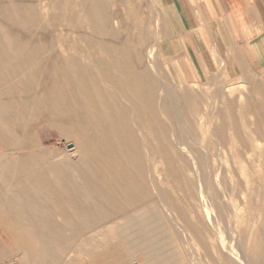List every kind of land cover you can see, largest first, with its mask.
<instances>
[{
    "label": "bare ground",
    "instance_id": "1",
    "mask_svg": "<svg viewBox=\"0 0 264 264\" xmlns=\"http://www.w3.org/2000/svg\"><path fill=\"white\" fill-rule=\"evenodd\" d=\"M25 1L27 0H17L18 5L13 6L14 9L8 7L5 11L1 10L0 12V35L7 39V41H0V45H2L0 48L1 64L2 67L7 68L8 75L13 69L26 67L23 65L36 68L40 63L43 64L42 67L48 68V72H46V76L39 72V77L38 68L35 71L31 69V72H25L23 78H16L17 81H14L13 84L5 85L0 80V87L2 86L0 102H3L6 107L4 119L17 130L28 122L30 123V120L36 119L38 122L44 120L50 125L60 128L61 134H64L66 139L72 140L75 146L74 148L70 147L71 149L62 154L49 148L39 147L38 144L36 149H32L31 147L34 148L35 145L31 144L30 140L27 143L28 134L26 137L16 136L15 132H11L16 129L7 126L4 134L0 132V201L10 210L12 216L19 217L27 214L28 217L38 218L46 212L49 214L53 212L60 216L73 217L75 228L85 229L89 218L107 216L106 214L111 211L118 213L123 209L121 206H115L108 208L107 212L100 213L99 206L103 208L105 204L109 206V204L121 202L129 208L137 203L147 204L150 199H153V203L147 206L143 213L150 214L151 206L156 204L158 210L166 213L165 215L169 218L171 217L176 225L180 224L185 227L188 235L184 236L183 234V239L189 252L193 254L194 261L196 260L195 264H222L215 249H210L208 228L204 224L198 226L190 224L191 219L188 221L189 217L193 215H201L202 207L196 206L193 202L196 198L194 190L185 189L191 185H197L200 180L196 181L198 177L195 178L196 176L194 177L180 164L176 152L167 141V125L170 122L174 129L177 128L180 132L186 129L189 132L203 133V125L211 124L212 134L209 138L215 140L219 150L224 152L223 143L228 142V147L233 148V143L237 140V125L234 120L239 116L236 115L238 116L236 119L232 116V108L237 107L234 99L236 98L238 106L242 107L245 93L230 90L225 93L226 95L223 93L227 97L226 106L223 109L215 110L213 114H206L204 122L197 124L194 119L173 118V110L189 117H195L198 107L196 96L187 93L188 91L177 97H174L173 93L175 104L172 106L174 109L155 97L156 93L153 88L157 77L155 71L157 67H154V59H152L154 55L150 56L149 52L147 53L145 48L141 47L144 36L145 41L142 44L145 45L143 46L146 47L149 43L153 29H151L152 25L148 24L150 22L147 23L148 28L143 27L142 18L147 12L142 11L141 7V10L133 9V0H121L130 4V8H127L129 10L125 14V20L122 21L119 17L112 25H105V33L100 34L98 38L92 34L88 35L83 41L86 45L84 47V44L76 40L75 36L57 35L56 22L51 26L53 35L49 36L47 35L49 27L42 22L33 23L26 20L25 17H20L19 13L21 12L18 8ZM119 1L116 0L117 3L114 2V4L117 6ZM99 3L102 4L101 0ZM104 3L106 4V2ZM94 9L97 14L103 16L102 14L107 8L103 11L97 5ZM11 10L14 14H11ZM84 13L86 14V12ZM116 15H119V11L116 12ZM64 20L66 22V19ZM43 32L45 37L42 38L41 33ZM11 52L14 54H10ZM22 58L24 61L19 60ZM152 73L155 75L153 76ZM159 86L158 84V89ZM163 94L161 93V95ZM169 96L171 97V95ZM213 105L215 106V104ZM234 106L236 107L234 108ZM239 114L241 115V113ZM29 128H26V131H29ZM228 130L233 133L231 136L225 137L224 133ZM244 140L246 141V139ZM207 141L209 140L197 142L198 146L202 148H200L201 152L204 148H208ZM16 142L21 143L18 145ZM241 151L239 150V156ZM192 159L196 166H202L201 156L194 157L192 155ZM208 159L210 160V158ZM226 159L231 161L229 157ZM210 164L214 165V162H210ZM220 167L214 168V176L217 187L219 186L221 189L218 190L219 196L224 197L229 190H227V175L221 171ZM233 174L235 175V173ZM185 186L187 187L185 188ZM231 192L233 193V190ZM206 194L205 201L199 199V204L203 205L205 202L207 204L206 212L209 211L211 214L209 219L218 221V218L224 213L220 199L214 189L206 190ZM170 211H174L175 216L170 215ZM248 216L250 217V215ZM254 217L257 221L258 217L255 215ZM193 218L195 217L193 216ZM198 223L200 222L198 221ZM252 228L247 229L249 230L247 233L248 242H246L248 243L246 253L248 264H253L251 263L252 255L259 258L257 245L260 238L257 239L253 236L255 233L257 234V229H254V226ZM181 229L183 230V228ZM250 238H254L253 241ZM197 250H200L199 256ZM211 250L212 254H210Z\"/></svg>",
    "mask_w": 264,
    "mask_h": 264
},
{
    "label": "rangeland",
    "instance_id": "2",
    "mask_svg": "<svg viewBox=\"0 0 264 264\" xmlns=\"http://www.w3.org/2000/svg\"><path fill=\"white\" fill-rule=\"evenodd\" d=\"M103 1L106 2L107 5ZM115 1L116 0H101V4L99 3L100 0H27L25 1V3L19 6L18 9L21 12L19 13L20 17H25L26 20L28 19L33 23L42 22V24H45L47 27H49V32L47 33V35H53L51 26L56 22L58 27L57 35L69 37L75 36L76 40L83 43L84 39L87 38L88 35L92 34L95 38H98L100 34H104L106 31V27L104 26L107 24L112 25L117 21L119 17H121L119 18L120 20H125V14L129 10L127 8H130V4L128 5L127 3H124L120 0L117 7L114 4ZM133 2V9L136 8L138 10V8L140 9L141 7L142 11H145V13L147 12V14H145L142 18V23L145 25H143V27L148 28L152 25L151 29H153V32L151 34L152 37L149 40V43H147L146 47L143 46L145 44H142L145 41V36L143 38L144 40L141 38V47L145 48L147 53L149 52L150 56L154 55L152 56V59H156L155 61L153 60L155 65L154 67H157L155 69V71L157 72V77L156 82H154L153 88L154 93H156L155 97H157L158 100L160 99V102H166L168 104L167 106L170 105L169 107L171 108V106L175 104L173 98L179 96L185 91H188L187 93H191L192 95L196 96L198 107L195 117H189L186 114L184 115L173 110V118L176 117V119L180 120L183 117H185L187 120L194 119L196 120L197 124L199 122H204L206 114H213L215 110L223 109L226 106L227 97H225L223 93L225 94L229 90L245 93V99L241 104L242 107L238 106L239 104L237 103L235 98L234 100L237 107L234 106V108H236H232L233 118L236 119L239 116V120L238 118L234 120L237 125V140L235 143H233V148L228 147L229 145L227 142L223 143L224 152L222 150H219L216 142H214L215 140L209 138L211 136L210 134H212L211 124L203 125V133H194L192 131L189 132L186 129H183V131L180 132V130H178L177 128L174 129V126L170 122H168L167 141L171 144L174 151L176 152V156L180 164H182L188 172H191L194 177L196 176L195 178H199H197L196 181L200 180L197 185H191V187L185 186V188L187 187L185 190H188V188L189 190H194L196 198L193 202L196 206H199L200 208L202 207V214H197L196 216L193 215L196 219L193 218V216L189 217L188 221L191 219V222L189 223H193L192 225L195 226L204 224L205 227L209 229H207V233L210 235V249H215L216 253L219 255V259L222 260V264H248V260L246 257L248 243L246 242H248L247 233L249 230L247 229H253L252 227L254 226V229H257V234L255 233L253 236H255L257 239L260 238V241L257 245V248L259 249V258L257 259L252 255L251 263L261 264L262 262V264H264V43L250 46L248 45V50L243 49L244 58H242L240 61L242 64V69H240L241 74L236 75L231 74V72L233 71V61L228 60L227 58L226 52L231 50L230 45H227L228 47H224L222 49L220 45L214 44L210 46V52L207 54V58L204 59L205 69L202 70L200 68V70L202 71L200 77L197 79L189 78L184 75L183 68L180 64V60L178 59V56L181 53V48L179 43L175 42L176 40L173 38L174 34L172 32V28H170L168 25L169 21L167 12L165 11V0H133ZM141 2L143 6L142 4H140ZM138 3L140 4V6ZM16 5H18L17 0H0V12L1 10L5 11L8 7L10 9H14L13 6ZM97 5H99V8L103 11L107 8L104 11V14H102L103 16L97 14V12L95 11L94 8ZM85 9L88 10L84 11ZM118 11L119 15H116V12ZM84 12H86V14ZM11 14H14L12 10ZM64 16L66 17L64 18ZM147 17L149 19L151 18V21ZM64 19H66V22ZM147 23L149 24V26ZM41 37H45L44 32L41 33ZM1 40L7 41V39L0 35V41ZM84 46L86 45L84 44L83 47ZM1 47L2 45H0V48ZM1 52L3 51L1 50ZM10 54L13 55L14 53L11 52ZM19 60L24 61L23 58ZM1 63L2 62L0 60V80H2V83H4L5 85L8 83H15L17 81L16 78H23L25 76V72H31V69H34L33 71H35V69L38 68L39 71L37 72L39 77L41 73L43 76H46V72H48V68L46 69L42 67L43 64L40 63L36 68L35 66L23 65L26 67L13 69L15 71L12 70V72H9L8 75L6 73L7 68L4 66L2 67ZM2 69L4 70V72ZM1 72L3 73V75H1ZM152 75L154 76L155 74L152 73ZM158 75H162L164 78L162 76H159V78ZM161 78L163 79L161 80ZM158 79L159 81L161 80V84L159 83ZM158 84L160 85L159 89L157 88ZM166 89L169 93L166 91ZM1 90L2 86L0 87V91ZM160 90L161 93H164L163 95L159 93ZM172 94L174 95V97H172ZM169 95H171L172 99H169L171 98ZM170 102L173 103L170 104ZM213 104H215V106ZM252 105L254 106V108ZM173 107L174 106H172V109H174ZM5 108L6 107L3 102H0V132L3 134L7 130V126H10L7 120L4 119ZM239 113H241V115ZM254 113L256 114L254 115ZM35 120H30V123L28 122L31 127L28 124L24 125L26 128L30 127L28 129L29 131H26L27 129H24V126L22 127L24 130L22 128L17 130L15 127L12 128V126H10L11 129H16V131L11 130V132H15L16 136L23 135L26 137V135L28 134L27 143H29L30 140V143L35 145L34 148L31 147L32 149H36V147H38L39 145V147H45L46 149L49 148L50 150L62 154L69 149L74 148V142L72 140L66 139L65 135L61 134L62 132L60 131V128L54 125H50L49 122H46L44 120H41L40 122H38L37 120L36 122ZM255 124H257L256 128ZM180 125L182 126L183 122ZM244 126L247 127L245 128ZM225 133L224 136L226 137L231 136L233 132L231 130H228ZM239 137L242 138L240 139ZM207 139L210 141L206 142L208 144L206 145L208 148H204L201 152V147L198 146L197 142L201 143V140L205 141ZM244 139H246V141ZM248 140L250 141L248 142ZM244 141L249 144H246ZM20 143L21 142H16V144L18 145ZM240 143L245 144H241V146ZM178 145L180 148L178 147ZM182 147L186 150L181 149ZM243 147L245 148L242 149ZM226 149L228 150V153ZM239 150H242L240 152V156ZM205 153H208L209 155H207L209 157ZM234 154H236L237 156ZM192 155H194V157H202V166H196L195 161L192 159ZM228 157L231 158L230 162L228 161L229 159H226ZM208 158H210V160ZM210 162H214V165H211ZM219 166H221V171L227 175V190H229V192H226V195L224 197L219 196L220 194L218 193V190L221 189H219V186L217 187L214 176V168H219ZM241 168L243 169V171ZM233 173H235V175ZM237 182H239L240 184ZM200 183H203V185H200ZM212 189L216 190L217 196L220 199V204L224 209L223 216L219 217L218 221L209 219L211 217V214L209 211L208 213L206 212L207 204L205 202L203 205L199 204V199L205 201L207 197L206 190L210 191ZM231 190H233V193H230ZM260 196H262L263 198H260ZM153 201V199H150L149 203L147 204L137 203L138 205L134 204L129 208L125 207V205L121 203L120 205L123 209L121 208L122 210L120 212L114 213L111 211L110 213H107V216H104L102 220L94 223V225H91L88 229H82V232L73 235L69 233H56L55 231L57 230L52 227L45 228L44 225L49 226L50 223H52V220L56 219L53 215H41V217L38 218L29 217V219H27L26 221H23V219L21 218L13 219L9 217L11 234L8 237H0V253L2 251H6L5 254H2L3 257L1 261L7 263L11 260L22 259L23 254L24 257L32 264H41V261H43L44 263L49 262L50 264H147L145 263V256L147 255H145V250H141V247L140 249H131L128 247H124V244L127 245L126 243L129 241L130 237L137 235L140 237L141 242L146 245L149 239L157 240L159 243L165 241L167 246H165L166 249L164 248V250L169 252L168 256L174 258V261L171 262V264H195L194 262H196V260L194 261L195 258L193 257V254L189 252L188 246L183 239V234L184 236L188 235L187 229L180 224V227L176 225L175 221L171 217L169 218L167 215H165L166 213L158 210L149 215L147 220L139 219L134 221L132 217H130L131 214L136 211L145 210V208L152 204ZM217 201L219 203V200ZM259 205L262 206L259 207V209L261 208L260 210L257 209ZM253 207L256 211L253 209ZM104 210L106 209H103L101 206H99L100 213L104 212ZM253 212H257V214ZM170 213V215L175 216L174 211H170ZM248 215H250V217ZM254 215L258 217L257 221L259 223L255 221L256 217H254ZM4 216L7 217L6 215ZM164 221H167L169 223L171 230L163 234L161 233L152 237H148V234L146 233L147 230L149 228H152L155 224ZM198 221L200 223H198ZM203 221L204 223H202ZM181 228H183V230L185 231H183ZM250 239L253 241L254 238ZM243 243H246L247 245ZM250 248L252 249V246ZM199 251L200 250H197L198 256ZM234 252L236 253V256ZM163 253L164 251L155 252V250H152L150 251L149 258H155L157 254L160 256ZM212 253L213 251L211 250L210 254ZM229 256L231 257V259ZM149 264L164 263L149 262Z\"/></svg>",
    "mask_w": 264,
    "mask_h": 264
},
{
    "label": "crops",
    "instance_id": "3",
    "mask_svg": "<svg viewBox=\"0 0 264 264\" xmlns=\"http://www.w3.org/2000/svg\"><path fill=\"white\" fill-rule=\"evenodd\" d=\"M165 11L169 21L168 25L172 28L174 34L173 38L176 43H179L181 48L178 59L184 75L189 78L197 79L200 77V74H202L200 68L202 70L205 69L204 59L207 58V54L210 52V46L214 44L220 45L222 49L230 45L231 50L226 53L228 60L233 61L231 74L236 75L241 74L242 64L240 61L244 58L243 49L248 50L250 45L264 43V0H165ZM120 204L121 202L109 204V206L105 204L103 209H106L104 211L107 212L108 208L121 206ZM155 205L151 206L150 214L145 215L143 210H141L134 212L130 217L134 221L139 219L147 220L149 215L158 211V206L156 205V207ZM44 214L46 216L53 215L56 218L52 220V224L50 223L49 226L44 225L45 228L53 227L58 231L55 232L59 234L69 233L73 235L82 232V229L75 228L73 217L67 215H61V217L58 213L53 212ZM22 216H12L10 210L0 201V237H8L11 234L10 218H21L23 221L29 219L27 214ZM104 216L89 218L85 229L102 220ZM170 230L169 223L164 221L155 224L146 233L148 237H152ZM126 244H124L125 248L140 249L141 247V250H145V255H147L145 256V263L147 264L149 262L171 264L174 261L173 257L168 256L169 252L164 250V248L166 249L165 246H167L165 241L159 243L157 240L149 239L146 245L136 235L130 237ZM149 250H155V252L164 251V253L160 256L157 254L155 258H149ZM5 252L2 251L0 253V264H32L23 254L22 259L4 263L1 259L3 257L2 254H5ZM40 263L50 264L43 261Z\"/></svg>",
    "mask_w": 264,
    "mask_h": 264
}]
</instances>
